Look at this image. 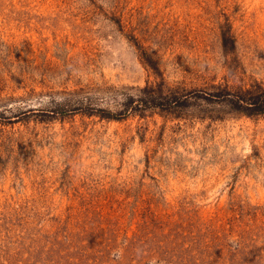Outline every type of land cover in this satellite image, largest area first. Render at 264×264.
<instances>
[{
    "label": "rangeland",
    "instance_id": "rangeland-1",
    "mask_svg": "<svg viewBox=\"0 0 264 264\" xmlns=\"http://www.w3.org/2000/svg\"><path fill=\"white\" fill-rule=\"evenodd\" d=\"M256 86L264 0H0V264H264Z\"/></svg>",
    "mask_w": 264,
    "mask_h": 264
},
{
    "label": "trees",
    "instance_id": "trees-1",
    "mask_svg": "<svg viewBox=\"0 0 264 264\" xmlns=\"http://www.w3.org/2000/svg\"><path fill=\"white\" fill-rule=\"evenodd\" d=\"M145 96L140 98L138 102L142 108L161 107L165 111H172L177 107L186 104L182 96L169 92L167 95L155 94L150 87L144 88ZM132 97H128L127 101L130 103ZM206 100L227 105L230 112H235L247 117L263 116L264 115V88L256 86L248 90L229 91L226 88H215V91L207 93ZM143 109V110H144ZM111 116L101 112L100 116ZM101 116V117H102ZM112 118V117H109Z\"/></svg>",
    "mask_w": 264,
    "mask_h": 264
}]
</instances>
